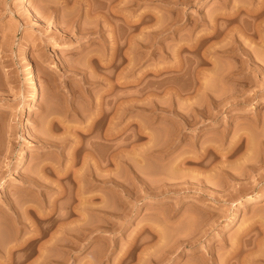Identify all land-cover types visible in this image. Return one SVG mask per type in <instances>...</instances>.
<instances>
[{
  "label": "rangeland",
  "instance_id": "374dc122",
  "mask_svg": "<svg viewBox=\"0 0 264 264\" xmlns=\"http://www.w3.org/2000/svg\"><path fill=\"white\" fill-rule=\"evenodd\" d=\"M0 264H264V0H0Z\"/></svg>",
  "mask_w": 264,
  "mask_h": 264
},
{
  "label": "bare ground",
  "instance_id": "6f19581e",
  "mask_svg": "<svg viewBox=\"0 0 264 264\" xmlns=\"http://www.w3.org/2000/svg\"><path fill=\"white\" fill-rule=\"evenodd\" d=\"M237 6V5H236ZM243 7V6H242ZM247 10H248V8H247ZM253 11H255V10H253ZM96 12V11H95ZM235 12V11H234ZM256 15H257V13H256ZM258 16V15H257ZM97 19V18H96ZM26 62H27V64H28V69H27V75L29 76V79H30V81L32 82V86H33V93H32V96H31V98L32 99H36L37 98V92H38V90H37V84H36V82H35V78H34V73H35V69L33 68V65L31 64V61H30V59L29 58H27V60H26ZM18 166H20V163H18L17 164ZM28 178V177H27ZM30 179V178H29ZM35 183V182H34ZM36 184V183H35ZM37 185V184H36ZM33 190V189H32ZM263 194V193H262ZM263 196V195H262ZM35 208V207H34ZM34 210V209H33ZM36 211V210H35Z\"/></svg>",
  "mask_w": 264,
  "mask_h": 264
}]
</instances>
